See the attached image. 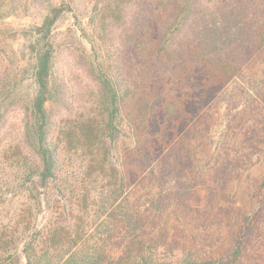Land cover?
I'll return each instance as SVG.
<instances>
[{
  "label": "trees",
  "instance_id": "obj_1",
  "mask_svg": "<svg viewBox=\"0 0 264 264\" xmlns=\"http://www.w3.org/2000/svg\"><path fill=\"white\" fill-rule=\"evenodd\" d=\"M42 1L0 0V22ZM45 10L29 67L0 59V264H264V178L254 224L223 257H161L126 203L231 83L250 73L264 83V0H98L95 60L56 32L70 4ZM243 129L242 142L264 137V115ZM246 151L230 164L219 154L221 168L249 159L264 175V156Z\"/></svg>",
  "mask_w": 264,
  "mask_h": 264
},
{
  "label": "rangeland",
  "instance_id": "obj_2",
  "mask_svg": "<svg viewBox=\"0 0 264 264\" xmlns=\"http://www.w3.org/2000/svg\"><path fill=\"white\" fill-rule=\"evenodd\" d=\"M62 1L69 3L72 11L58 22L56 32L73 33L91 60L100 55L94 48L90 25L98 0H47L27 16H11L0 22V59L5 67L15 72L29 67L33 60L28 46L46 14L45 8L48 2ZM30 85L29 76L24 86L32 91ZM261 114L264 115V83L250 73L226 88L174 146V152L146 169L126 197L141 242L153 245L161 257L184 251L215 257L233 252L240 227L254 224L255 216L246 214L260 209L257 202L264 175L256 161L249 159L238 160L240 163L234 159V171L226 173L221 168L226 164L218 155L230 156L226 160L229 164L246 148V152L256 148L255 154L264 156L261 134L256 138L245 136L243 142L239 139L245 122ZM45 219L42 216L40 224ZM252 239L248 244L252 258L261 261L262 252L252 247Z\"/></svg>",
  "mask_w": 264,
  "mask_h": 264
}]
</instances>
